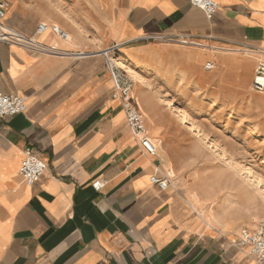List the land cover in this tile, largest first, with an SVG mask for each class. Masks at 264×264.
<instances>
[{"label": "crops", "instance_id": "obj_1", "mask_svg": "<svg viewBox=\"0 0 264 264\" xmlns=\"http://www.w3.org/2000/svg\"><path fill=\"white\" fill-rule=\"evenodd\" d=\"M214 1L208 21L188 0H86L72 8L81 23L8 2L6 27L66 55L0 43V91L26 104L0 120V264H256L234 246L246 227L208 225L185 177L178 194L149 183L155 161L141 154L112 100L101 56L120 46L119 73L129 78L120 58L141 73L132 93L148 136L161 142L160 168L166 159L178 176L191 173L197 152L187 142L197 139L163 93H183L186 109L217 112L226 124L264 119V92L251 89L264 63V0ZM40 24L70 32L71 43L49 29L36 35ZM177 35L203 48L157 40ZM26 149L46 165L30 187L19 176Z\"/></svg>", "mask_w": 264, "mask_h": 264}, {"label": "rangeland", "instance_id": "obj_2", "mask_svg": "<svg viewBox=\"0 0 264 264\" xmlns=\"http://www.w3.org/2000/svg\"><path fill=\"white\" fill-rule=\"evenodd\" d=\"M23 1L36 5L38 10L53 18L77 17L81 23V14L72 11V8L86 0ZM71 41L69 39L67 43ZM120 60L123 62L124 58ZM123 66L127 68L125 62ZM124 71L131 73L136 81H143L141 73L134 67L130 66ZM161 100L169 109L183 111L186 121L173 109L197 139L187 142L190 149L197 152L192 161L191 173L179 176L176 173V178H172L174 192L178 194L184 191V177L185 181L193 184L196 190L189 193V198L185 197L210 226L214 220L238 224L240 230L244 227L253 229L260 221L264 223V182L257 179L261 177L264 180V119L257 121L255 126L234 122L226 124L225 117L219 116L217 112L186 109L183 101L187 99L183 93L165 92Z\"/></svg>", "mask_w": 264, "mask_h": 264}, {"label": "built area", "instance_id": "obj_3", "mask_svg": "<svg viewBox=\"0 0 264 264\" xmlns=\"http://www.w3.org/2000/svg\"><path fill=\"white\" fill-rule=\"evenodd\" d=\"M191 6L199 9L208 21H211L218 10V5L214 0H188ZM8 10V2L0 0V43L17 46L23 49L38 51L47 56H64L66 53L60 52L55 48L45 47L36 42L33 37H25L19 32L10 29L4 25V18ZM50 30L59 40H67V35L58 27H48L40 24L35 34L41 35ZM158 41L166 44H175L184 47H201L197 37L189 35H177L170 37H161ZM120 46H113L101 52L105 62V69L112 82V100L118 103V107L123 113L125 125L131 136L136 140L141 154L155 161L154 172L149 177V183L156 186L161 191L171 190L173 187L172 177L160 168L159 148L155 139L148 136L144 126L143 115L136 106V100L132 93V84L129 78L123 77L115 65L117 51ZM246 54L253 55L258 53L256 49L248 48L243 51ZM77 57H85L86 54L78 53ZM204 69L209 71L213 69L211 63H206ZM251 89L255 93L264 92V63L259 62L253 75ZM26 104L23 99L15 95H8L0 91V120L6 117H14L23 113ZM24 159L19 170V176L26 186H32L43 175L46 165L34 156L30 150L24 151ZM93 189L98 191L102 183L97 181L92 185ZM234 246L239 249L245 257L256 264H264V223L258 224L253 229H242Z\"/></svg>", "mask_w": 264, "mask_h": 264}, {"label": "bare ground", "instance_id": "obj_4", "mask_svg": "<svg viewBox=\"0 0 264 264\" xmlns=\"http://www.w3.org/2000/svg\"><path fill=\"white\" fill-rule=\"evenodd\" d=\"M66 33V35H67V40L65 41V42H68V40L69 39H71V35H69L67 32H65ZM46 33H44L43 35H45ZM119 65H120V68L121 69H127V68H125V66H123V62H122V60H120V63H118ZM130 71V70H129ZM125 73H127V75L129 76V78L131 79V81H133L135 84H137V82H136V80H135V78L133 77V75L131 74V73H128V72H125ZM170 109L173 111V109L175 110V113L177 114V115H179L180 117H181V119L183 120V121H186V116L184 115V113H183V111H181V110H179V109H177V108H171L170 107ZM173 113H174V111H173ZM174 113V114H175ZM175 114V115H176ZM156 141H157V143H158V148H159V151H161V142L159 141V140H157L156 139ZM164 165H163V168L164 169H166L165 171L166 172H168V174L172 177V178H176V172H175V170L173 169V167L166 161V159H164ZM248 173H249V171H248ZM257 179L260 181V182H264V180L261 178V177H257Z\"/></svg>", "mask_w": 264, "mask_h": 264}]
</instances>
